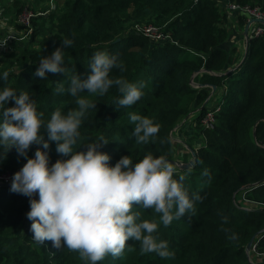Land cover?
<instances>
[{
  "label": "trees",
  "instance_id": "1",
  "mask_svg": "<svg viewBox=\"0 0 264 264\" xmlns=\"http://www.w3.org/2000/svg\"><path fill=\"white\" fill-rule=\"evenodd\" d=\"M45 1L37 0L41 13L31 19V45L20 44V55L12 49L0 57V91L11 87L17 94L28 92L47 123L56 109L66 114L78 107L77 97L67 90L73 67L86 78L96 52L116 55L123 70L114 68L110 77L143 83L144 95L133 106L120 107L115 87L104 96L78 94L96 103L81 126L78 150L104 136L109 143L100 150L110 155L111 166L122 156H131L135 163L148 154L176 162L194 160L186 168L173 163L175 178L186 176L190 198H201L194 201V212L164 227L153 209L134 207L141 220L159 224L155 235L168 241L174 255L162 259L154 252L142 254L140 242L130 239L120 257L109 255L99 264H264V33H250L244 55L243 34L240 43L227 45L230 33L223 17L226 2L264 13V0H62L53 9ZM26 3L17 14L24 8L37 11L36 3ZM237 17L239 23L246 22L242 13ZM148 26L156 27L161 37L138 31ZM64 38L73 41L64 49L62 66L69 71L46 73V79L35 76L40 60L62 47ZM59 81L62 93L56 91ZM218 105L214 126L208 127L203 119ZM12 106L10 100L7 107ZM132 114L160 126L147 144L135 142ZM181 124L182 131L189 128L188 153L177 152L173 139ZM38 147L42 145L33 144L26 157L15 148L7 153L0 148V174L21 169ZM56 147L49 141V148L42 149L49 166L70 158ZM10 188L0 186V264H85L78 252L34 241L26 215L32 198ZM254 236L249 256L246 249Z\"/></svg>",
  "mask_w": 264,
  "mask_h": 264
},
{
  "label": "clouds",
  "instance_id": "2",
  "mask_svg": "<svg viewBox=\"0 0 264 264\" xmlns=\"http://www.w3.org/2000/svg\"><path fill=\"white\" fill-rule=\"evenodd\" d=\"M72 44L71 39H62V47L40 60L35 76L46 79V73H67L69 69L62 66L64 49ZM114 68L123 70L122 62L103 51L91 58L86 78L73 67L67 90L77 97L78 107L66 114L56 109L47 123L28 92L17 94L11 87L0 91V148L6 153L15 148L26 157L33 144L42 145L13 175L10 191L29 198L39 196L29 200L30 211L26 214L32 221L30 230L35 242L43 245L51 241L56 249L66 247L78 252L85 264H99L109 255L120 257L130 239L140 242L142 254L154 252L162 259L171 258L174 253L168 241L155 235L159 224L141 220L134 207L153 209L164 227L194 212V201L201 198H190L184 185L186 176L175 178L176 166L164 155L148 154L135 163L131 156H122L111 166L110 155L100 150L109 143L104 136L85 144L86 150H78L82 145L77 147L86 114L96 109V103L78 94L104 96L115 87L120 93L116 100L120 107H131L144 95L143 83L111 78ZM8 76L5 71L3 79ZM57 83L56 91L62 93L63 82ZM10 100L14 106L7 107ZM130 119L135 123L132 136L137 144H147L159 133L160 126L148 117L132 114ZM49 141L57 143V153L70 158L49 166V155L42 150L49 148ZM203 175H208L207 170Z\"/></svg>",
  "mask_w": 264,
  "mask_h": 264
},
{
  "label": "rangeland",
  "instance_id": "3",
  "mask_svg": "<svg viewBox=\"0 0 264 264\" xmlns=\"http://www.w3.org/2000/svg\"><path fill=\"white\" fill-rule=\"evenodd\" d=\"M25 2H27L26 5L28 4L33 5L36 3L35 7L38 8L37 11L34 13L33 10L24 8L20 13L17 14L16 10L19 7H21V5H23V3ZM44 4L47 5L50 9H53L56 5L58 7V4H60L59 7H61L62 0H46ZM232 4L233 3H229V2H226L225 5L223 4L224 23L229 27L228 29L230 33L227 45H229V43H233L234 41H236L239 35L244 34L245 28L249 24V20H250L249 18H247L244 24L239 23V19L237 16L242 11L235 8ZM41 5L42 3L38 4L37 0H0V42L2 43L4 39L7 42L6 45L0 46L2 47L0 49V57L3 55L9 56L10 54H7L8 52L6 51L12 49H13L12 51H14L13 53H16V55L17 54L20 55L24 51L23 46H19L20 44L24 45L26 48L28 47V45H31L32 42L30 40L31 39L30 35L32 33V27H31L32 22L31 24L28 23L29 25H27L28 14L32 13L33 15H36L37 12L41 13V11H39V7H41ZM252 10L255 9L252 8ZM251 12H249L251 14V17H255L253 13L256 12V10ZM257 12L261 13L262 11L257 9ZM259 24L260 23L257 22L250 24L249 38L246 41H242L240 44L244 55L247 52L246 49L248 46V40L251 38L250 33L251 35L252 34L255 35L254 34L255 31L254 30L252 31V29L254 27L257 28L263 26ZM9 35H13V36L8 37ZM13 41H16V45L14 44L15 42ZM237 43H240V39L237 40ZM12 46L14 47L12 48ZM182 126L183 124H181L176 128L173 139L175 141V147L177 149V152L179 151L181 153H188L190 152L191 147L188 145V140L185 135L186 134L185 131L187 129L182 131ZM262 257H261V261L264 262V258L262 259ZM252 259L253 257H251V260Z\"/></svg>",
  "mask_w": 264,
  "mask_h": 264
},
{
  "label": "built area",
  "instance_id": "4",
  "mask_svg": "<svg viewBox=\"0 0 264 264\" xmlns=\"http://www.w3.org/2000/svg\"><path fill=\"white\" fill-rule=\"evenodd\" d=\"M235 8H237V9H239V10H241V11H248V12H251V11H255L256 10V12H254L253 14L255 15V17H258V18H264V13L263 12H257V9H255V10H252V8H248V7H243V8H241L240 6H238V5H235V4H232ZM29 12H31V11H29ZM252 13V12H251ZM34 15L32 14V13H30V14H28V21H27V25H29V24H31V19H32V17H33ZM29 23V24H28ZM259 25H263L262 27H254L253 29H252V31L254 30L255 32H254V34L256 35V36H258V35H260V34H262V33H264V24H259ZM255 28H256V30H255ZM138 31H142L143 33H145L146 35H149V36H152V37H158V38H160L161 37V35H160V33L158 32V30H157V28L156 27H153V26H148V27H139L138 28ZM10 36H13V35H9L8 37H10ZM8 37H6V38H8ZM248 38L246 37V40H247ZM5 39H4V41L1 43L0 42V46H4V44H5ZM0 48H2V47H0ZM219 109H220V106L218 105V106H214V107H211L208 111H207V113H206V115H205V117H204V119H203V123L204 124H206L208 127H213L214 126V117H215V114H216V112H218L219 111ZM20 170V169H19ZM19 170H17V171H19ZM17 171H15V172H5V173H1L0 174V186L1 185H5V184H11L12 183V177H13V175L17 172ZM31 198H34V199H39V196H38V194H35L33 197H31ZM253 250H255V247L253 246ZM264 256V255H263Z\"/></svg>",
  "mask_w": 264,
  "mask_h": 264
},
{
  "label": "water",
  "instance_id": "5",
  "mask_svg": "<svg viewBox=\"0 0 264 264\" xmlns=\"http://www.w3.org/2000/svg\"><path fill=\"white\" fill-rule=\"evenodd\" d=\"M241 13L250 19L249 24L246 26L245 31H244L245 37L249 38V29H250L249 26H250V24L255 23V22L260 23V24H264V18L251 17V14L248 11H242ZM214 89H215V86H214ZM207 102L205 103V105L207 104ZM193 154H195V153L193 152ZM170 162L177 164L180 168H186V167L193 165L194 160L191 159L188 162H176V161L171 160ZM254 239H255V236L251 239V241L247 245L246 250H247V254L249 256H250V250H251Z\"/></svg>",
  "mask_w": 264,
  "mask_h": 264
},
{
  "label": "crops",
  "instance_id": "6",
  "mask_svg": "<svg viewBox=\"0 0 264 264\" xmlns=\"http://www.w3.org/2000/svg\"><path fill=\"white\" fill-rule=\"evenodd\" d=\"M244 35V34H243ZM238 39H240L239 37L236 39V41L238 40ZM243 41V40H242ZM244 41H246V37H245V35H244ZM233 43H235V41L233 42ZM189 131V128L186 130V132H188Z\"/></svg>",
  "mask_w": 264,
  "mask_h": 264
}]
</instances>
